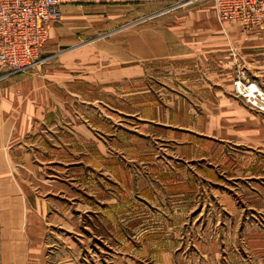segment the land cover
Instances as JSON below:
<instances>
[{
	"label": "crops",
	"instance_id": "crops-1",
	"mask_svg": "<svg viewBox=\"0 0 264 264\" xmlns=\"http://www.w3.org/2000/svg\"><path fill=\"white\" fill-rule=\"evenodd\" d=\"M180 2L60 0L44 62L14 74L0 67V264H47L50 227L77 230L80 210L133 218L130 190L175 185L186 195L217 187L225 171L264 178V114L232 83L236 61L264 79V35L217 20L211 3ZM112 178L127 190L113 204L93 191ZM194 198L187 194L174 220L190 215ZM156 233L140 245L124 237L117 264H175L178 242L160 244Z\"/></svg>",
	"mask_w": 264,
	"mask_h": 264
},
{
	"label": "rangeland",
	"instance_id": "rangeland-1",
	"mask_svg": "<svg viewBox=\"0 0 264 264\" xmlns=\"http://www.w3.org/2000/svg\"><path fill=\"white\" fill-rule=\"evenodd\" d=\"M192 1L196 0H183V3L190 4ZM203 2L214 5L213 0ZM152 15L153 17L150 15L143 19L161 16L160 13ZM225 22L229 21H223ZM246 63L240 64L236 61L237 65L232 69L233 74L236 76L240 65L246 68L249 65ZM249 66V70L246 68L249 76L264 86V79L257 78L262 71L259 72L253 67L254 64ZM234 79L235 77L233 81ZM167 81V78L160 80V93H166L168 88L163 82ZM164 94L156 95L161 99L162 96L165 97ZM243 175L225 171L218 179L221 183H218L217 187L187 190V194L195 195L193 208L186 218L180 216V221L176 220L177 215L174 220L173 213L181 212L180 208L185 204L182 200L187 194L182 195L184 190L175 185L172 188H152L150 194H141L142 190L138 189L130 190L129 197L136 199L134 201L137 205L133 218H126V209L111 210L109 220L104 219V216L102 218L98 212L90 211L87 215L80 210L77 230H72L73 226L69 222L61 228L50 227L53 230L46 237L47 264H117L118 249L122 246L124 237L134 245H140L142 235L149 233L153 227L159 229L156 234L160 244H164L168 239L178 242L176 247L179 248L173 254L175 264H264V211L256 207V200L262 192V187L259 186L264 185V178H245ZM100 177V173L95 174V178ZM158 177L159 181L165 180L163 174H158ZM84 178L88 179L87 176ZM146 179L150 180L148 177ZM114 180L112 178V186L104 191L93 190L96 191V197L105 196L111 204L122 198L127 190L114 187ZM88 191L80 189L79 196H87ZM199 202L206 205L198 213L197 208L201 206ZM155 212L159 214L157 220L150 215ZM165 255L159 253V258L162 259Z\"/></svg>",
	"mask_w": 264,
	"mask_h": 264
},
{
	"label": "built area",
	"instance_id": "built-area-1",
	"mask_svg": "<svg viewBox=\"0 0 264 264\" xmlns=\"http://www.w3.org/2000/svg\"><path fill=\"white\" fill-rule=\"evenodd\" d=\"M213 2L220 21L237 24L243 33L264 35V0ZM59 16L60 0H0V67L14 74L42 64L49 26ZM233 90L250 108L264 114V86L249 76L244 65L238 67Z\"/></svg>",
	"mask_w": 264,
	"mask_h": 264
}]
</instances>
